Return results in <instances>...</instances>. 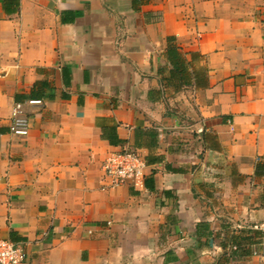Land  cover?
<instances>
[{"label":"crops","instance_id":"1","mask_svg":"<svg viewBox=\"0 0 264 264\" xmlns=\"http://www.w3.org/2000/svg\"><path fill=\"white\" fill-rule=\"evenodd\" d=\"M123 149L145 179L103 189ZM261 223L264 0H0V239L20 264H264Z\"/></svg>","mask_w":264,"mask_h":264},{"label":"built area","instance_id":"2","mask_svg":"<svg viewBox=\"0 0 264 264\" xmlns=\"http://www.w3.org/2000/svg\"><path fill=\"white\" fill-rule=\"evenodd\" d=\"M11 132L16 135H26V124L16 120ZM147 168L148 165L129 149L112 152L105 158L101 167L104 176L103 189H116L127 184L133 187L140 186L145 179ZM258 230L262 233L264 247V223L258 225ZM233 250H236L235 247ZM21 261V249L11 240L0 239V264H20Z\"/></svg>","mask_w":264,"mask_h":264}]
</instances>
